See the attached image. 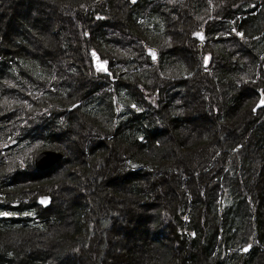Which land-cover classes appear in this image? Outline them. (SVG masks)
<instances>
[{
  "label": "trees",
  "instance_id": "1",
  "mask_svg": "<svg viewBox=\"0 0 264 264\" xmlns=\"http://www.w3.org/2000/svg\"><path fill=\"white\" fill-rule=\"evenodd\" d=\"M122 1L21 0L24 14L0 0V264H104L90 211L117 214L108 193L158 200L138 240L146 264H264V0ZM46 31L61 55L36 51ZM183 94L208 121L189 145ZM72 130L79 156L57 183L33 156ZM27 172L40 183L19 184ZM59 185L74 192L71 222L37 202ZM130 253L106 264H139Z\"/></svg>",
  "mask_w": 264,
  "mask_h": 264
},
{
  "label": "rangeland",
  "instance_id": "2",
  "mask_svg": "<svg viewBox=\"0 0 264 264\" xmlns=\"http://www.w3.org/2000/svg\"><path fill=\"white\" fill-rule=\"evenodd\" d=\"M11 1H12L11 4H13L15 1L20 4L21 0H15V1L11 0ZM63 1L72 2L74 0H56L57 3L63 2ZM22 2H25V0H22ZM112 2L114 4L118 3L119 6H123L122 0H112ZM14 10H16V9H14ZM16 11L24 12V14H27L28 10H27L26 4H25V6H23V4L22 5L20 4L19 8ZM174 24L170 25L171 36L173 39V41H171L172 44L177 42L176 41L177 34L173 30L174 26H175ZM196 37L202 38V34L196 33ZM43 42L45 43V45L42 46V48L40 46L37 47V49H39V50H36L37 52H39L40 55H46L49 57L50 56L56 57V56H59L62 54V52H60L55 47V44H52L53 38L51 37V33H49V31L46 33L45 39ZM94 57L97 58V55L94 54ZM93 61L95 63L94 64L95 69L97 71H103V66H102L103 63L102 64H101V62L98 63V62H96L95 59ZM205 61H206L205 63L208 64L209 55H207L205 57ZM74 89H75V93H76L77 97L80 96L82 94V92L85 90L83 87H81V85L80 86L78 85V87L74 88ZM76 96H74V97H76ZM71 98L70 97L66 98L65 101L69 102V101H71ZM179 101H180V103L183 104L182 106H183V112L185 113L184 115H187V117H188L187 120L189 122V125H188L189 128L184 130L183 136H184L185 145H189L193 141H195V139H198L199 130H201V128L205 129L208 121L200 118L199 115H200V109L201 108H198L199 106L197 104H195L194 102H192V100L188 94H183L180 97ZM255 101H256V99L253 101V103ZM255 104H257V103H255ZM197 109H198V111H197ZM190 123H191V125H190ZM72 127L74 128L73 130L75 131L76 128L74 126H72ZM73 130L69 133L70 135L64 134L63 136H61V138H53L54 148L63 151L65 153V155L67 154L66 155L67 161L62 160V161L54 164L52 166V167H54V170L51 172L50 175H47V179H51L52 181H56L58 183L59 180L64 178V172L67 170L69 165L72 162H74V160L78 159L79 155L76 153L75 143H73V141H71L75 138L74 136L76 134ZM49 169H47V170H49ZM41 172H43V171H41ZM34 174L35 173H33V172H30V173L27 172L26 174L22 175L20 177L19 184L21 182L23 183L22 185H30V184L37 183V181L33 177ZM38 183H40V182L38 181ZM40 189L42 191L43 188L40 187ZM55 191H56L55 194H57V199L55 201H53V203L51 202L49 204V206H46V207H50L53 205L54 207L57 206V207L63 208L65 211V214L67 215L68 222L69 221L71 222V220H70L71 219L70 200L72 199L71 197L74 196V192L69 188L65 189L64 186H62V185H59ZM41 194L50 195L49 193H47V191L45 189H43V192ZM117 200H118V198L116 199L115 196L112 195V193H108V205H109V207H107V212H113L114 211L115 213H117L114 216H106V217H103L99 220L98 217L96 218V216L94 214L95 212L90 211L91 213H93L92 218L94 220V224H96V226L98 228H103V231L100 234L95 233L94 234L95 236L94 235L91 236L90 239L92 242L93 241L97 242L96 240L100 239V240H98L100 243H99V245H97V247H99L98 254H100V255L104 254V257H105L104 264H106L107 262L115 261L116 254L124 253V252L130 253V251H131V253H130L131 258H133L134 255L136 257L139 256L137 260H140L141 262L140 261L139 262L141 264H146L147 259L145 257V254H143V252H141L142 246L140 244H142L141 242L145 238H147V234L145 232L147 230H150L149 229L150 227L151 228L153 227L151 224L152 220H150V218L148 216H152V218H153V215L156 214V211L160 207V204H159L158 200L153 199L152 202L154 201V204L151 207L150 206L140 207L136 204L134 206H132L131 203H123L122 201H119V200L117 201ZM130 208H131V210H130ZM124 210L126 212H129V211L135 212L136 211L141 217H140V219H139V217H136L134 221L128 223V220L126 221V215H125L126 212ZM43 213L45 214V210H42L41 214H43ZM47 213H51V211L48 210ZM91 213H90V215H91ZM108 224H110V225H108ZM72 227L73 226L71 225V223L66 224V225L64 223H61V224H59V226L55 227L53 229V231L67 230L68 232H73ZM50 233H52V231H50ZM141 235L143 236V239H142V241H140V244H138L139 243L138 240L141 237ZM43 236L45 237L46 235H43ZM47 239H50V238L46 237L45 240L48 241ZM106 241L108 242V246H107L106 250H103V244ZM136 247H138V248H136ZM134 248H135V250H133ZM135 251H137V252L134 254ZM53 252H54V250L52 251V253ZM132 255H133V257H132ZM52 260H53L52 264H80L79 263L80 261H76V260H74V258H68V257H66L65 259L62 260V258L61 259H55V257L52 256Z\"/></svg>",
  "mask_w": 264,
  "mask_h": 264
},
{
  "label": "water",
  "instance_id": "3",
  "mask_svg": "<svg viewBox=\"0 0 264 264\" xmlns=\"http://www.w3.org/2000/svg\"><path fill=\"white\" fill-rule=\"evenodd\" d=\"M138 0H130V2L135 3ZM155 56V55H154ZM262 101H259L256 106H255V110H258L262 107H264V104H262ZM66 158V155L63 151L56 149V148H46L43 150L38 151L37 153H35L34 157H33V165L36 168V170L38 171H45L49 168H52V166L54 164H56L57 162H60L62 160H64ZM42 200H46V203H41ZM51 196L48 194H41L38 197V204L41 206H49V204L51 203ZM252 244L248 243L247 245H245L243 247V251L244 252H248L251 248ZM245 249H247V251H245Z\"/></svg>",
  "mask_w": 264,
  "mask_h": 264
},
{
  "label": "snow or ice",
  "instance_id": "4",
  "mask_svg": "<svg viewBox=\"0 0 264 264\" xmlns=\"http://www.w3.org/2000/svg\"><path fill=\"white\" fill-rule=\"evenodd\" d=\"M237 35L243 37V33H237ZM154 56V54H153ZM262 104H264V101H262ZM47 201L46 200H42L41 203H46ZM3 215H8L7 213H3ZM245 251H247V249H245Z\"/></svg>",
  "mask_w": 264,
  "mask_h": 264
}]
</instances>
